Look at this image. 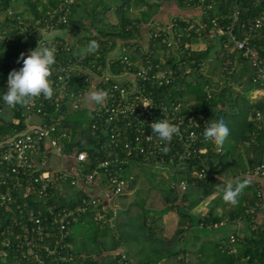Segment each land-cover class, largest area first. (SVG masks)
<instances>
[{
    "label": "trees",
    "instance_id": "trees-1",
    "mask_svg": "<svg viewBox=\"0 0 264 264\" xmlns=\"http://www.w3.org/2000/svg\"><path fill=\"white\" fill-rule=\"evenodd\" d=\"M61 1L0 0V93L2 92V82L5 81L10 72L7 67L12 50L18 58L25 49L36 47L37 40L42 37L40 27L44 24H38V30H40H37L38 32L35 26L31 25L27 29L24 28L22 33L25 24L16 26V21L22 19L23 22L31 23L36 19H41L47 10L58 7ZM163 1L165 0H98L97 4H93V2L86 4L85 0H70V14L67 22L61 24L59 29L67 30L69 38L72 40L69 39L68 53L60 52L59 57L62 62L59 61L64 63L70 57L73 59L80 58L79 67L85 72L92 69L99 73L105 69L113 73L120 72L122 69L120 61L115 60L118 49L123 45L133 46L137 39H143V35H141L142 25H146L145 33L151 29L152 26L150 27V25L157 22L153 20V17L158 13ZM175 1L180 8H185V10L196 9V6H193L196 0H191L190 3H186V0ZM235 1L241 2L240 24H246L247 19L264 15V0H212V2L207 0L211 7L205 12H200L199 9L195 20L191 15H183L193 22V26L186 22H180L181 40L176 44L175 50L169 51L171 57L166 58L165 64L162 65L171 71L173 80L159 86L154 85L151 91L153 107L159 103L156 97L159 95L165 104H179L180 113L202 114L206 123L222 120L230 130L220 153L217 152V148L212 143L199 140L195 144V152L191 153L189 157L182 158L180 154L184 150L176 138L172 141L178 154H174L172 160H167L169 152L166 154L162 151L159 152L160 156L164 157L161 163L172 162L179 165L177 167L179 169L176 171L179 180L171 184L169 191L160 197L162 210L175 209L179 215V225L191 224L203 231L210 230L205 227L198 228L197 225L200 222L209 223L226 220V222L231 223L240 218L249 221L253 226L255 225L254 229L250 230V238H245L244 243H236L235 253L230 252L228 248L221 252L219 240L213 246L214 252L211 254V258H202L201 252L198 256L199 259L194 264H264V224L257 225L253 222L256 212L264 203L258 186L250 180L249 186L244 189L236 206L225 203L219 192L225 181L238 180L241 178L240 174L246 170L244 164L241 163L240 148H244L246 152L250 151L253 154L247 156L249 168L258 163H264V121L262 120L263 122L260 123L259 120V122L255 120L256 122H252L248 118L250 114L255 116L257 111L264 114V85L252 81V77L257 72L256 67L251 64L248 58H244L239 51L232 48V43L226 35L215 38L205 37L207 31L214 26L213 20L216 19V24L223 26L229 22ZM133 7H138L139 13L135 14ZM111 10L117 17L115 23L107 22L108 13ZM180 16L181 14L176 15L177 18ZM203 23L205 24L204 28L197 31L198 25ZM56 38L63 40L62 36H56ZM92 40L99 43V51L95 55H81L82 50ZM199 41L205 42L206 47L200 51L191 49V44ZM249 44L258 49L262 60L261 65L264 67V29H260L259 33L249 40ZM147 45L153 46L151 42H148ZM140 46L142 45L140 44ZM162 47L164 46L161 42L155 43V48ZM128 54L131 60L136 59L132 54ZM151 60L154 64L159 62L156 55H152ZM142 63L141 67L147 66L144 58ZM202 66H209L205 74L202 72ZM59 75V72L52 69L51 76L53 79L50 80L56 81ZM67 75L68 78L64 80H68L70 87L75 88L74 91L89 85L88 81H84L83 72L78 69L71 70ZM149 85L146 84V90H151ZM247 91L254 93L258 100L255 104L246 98L244 93ZM3 106L7 105H4L0 96V107L4 108ZM21 108L22 106H19V110L12 107L8 108L9 119H4L0 114V139L1 137L6 138L14 131H20L25 127L26 118ZM48 110L54 111L52 106ZM61 110L67 111V106H62ZM58 113L55 112V115ZM84 116L85 109L79 113L67 112L65 123L71 128L72 143L69 148L87 149L90 163H86V165L91 168L108 155L103 148L99 147L95 139L89 136V128L83 124ZM33 118L36 117L33 116ZM205 125L201 126L202 128L195 127L194 129L204 131ZM252 131L259 144H255V141L252 140L250 135ZM248 141L250 145H247ZM69 148L68 150H71ZM144 158L142 155L137 158H132L129 155L126 158L127 163L123 166L122 178L128 181L131 176L132 179H129L125 188L131 189L135 180L132 173L129 172L133 161H155L153 158ZM202 167L206 168L209 175L204 180L198 177ZM87 171L88 168L85 166L84 172ZM218 177H220V181ZM181 182H186L184 190L180 189ZM211 195L215 196L209 202L210 205L205 207L206 209L198 213L192 212L193 208ZM29 203L32 206H39L32 201ZM128 206L126 208L120 206L113 227L98 220V214L95 212H88L81 216L77 222L94 221L97 223V228L87 238L73 237L70 230H67L65 245L61 248V255L65 256V260L61 264H129L132 258L124 249L115 253L112 249L125 243L128 216L141 214L143 225H146V218L143 217L139 207L132 210L131 206ZM250 208L254 210L251 213L248 212ZM3 211H5L4 208L0 209V218ZM122 213H127L126 219L123 218ZM177 232L178 230H176ZM179 232L178 235H181L184 229ZM4 235H8V233L5 232ZM184 238L185 236L182 239ZM1 239H3V235H0ZM172 239L168 243H162V245L166 244L163 246L167 250L158 257L159 261H157L166 259L169 264H184V259L178 260L177 256L181 253L185 254L187 248L184 244L175 247L173 243L181 241L176 234ZM3 250L8 251L6 257L1 254ZM13 252L16 251L13 249L10 252L9 248L3 247L0 243V264H30L25 259L12 257ZM157 261L147 260L146 264L151 262L157 264Z\"/></svg>",
    "mask_w": 264,
    "mask_h": 264
},
{
    "label": "built area",
    "instance_id": "built-area-1",
    "mask_svg": "<svg viewBox=\"0 0 264 264\" xmlns=\"http://www.w3.org/2000/svg\"><path fill=\"white\" fill-rule=\"evenodd\" d=\"M210 2L196 0L193 6H196L197 10L200 9V12H205L211 7ZM240 3L235 1L231 18L225 26L218 25L216 19L213 20L214 26L207 31L205 37L226 35L232 43V48L239 51L244 58H248L256 67L257 72L252 81L264 85V67L261 65L259 51L249 44V40L256 36L260 29H264V15L247 19L246 24H240ZM69 14L70 0H62L58 7L47 10L41 19L31 23L18 19L15 23L16 26L25 24L22 33L28 26H35L37 31L38 24H44L40 27L41 31L38 30L42 37L37 42L47 39V46L55 49L56 62L52 69L60 74L56 81L50 80L53 76L49 77L54 89L53 98L46 100L41 96L30 102L28 107L22 106L26 118L25 127L0 139V209H5L0 218V235H3L0 243L9 248L10 252L13 249L16 251L12 257L25 259L30 264H61L65 260V256L61 255V248L65 245L66 232L70 230V225L85 213L95 212L98 214L97 219L103 224H112L120 209L116 199L124 194L129 179H132L131 176L128 181L122 178L126 158L129 155L132 158L142 155L144 159L153 158L155 162L164 159L159 154L164 145L151 133L152 122L166 119L180 127V134L175 135L173 139L176 138L184 150L180 154L182 158L195 152L197 141H203V131H196L194 128H202L206 123L202 114L180 113L179 104H165L159 95H156L159 103L155 107L152 104L153 86L173 80L171 71L162 65L165 64L166 58L171 57V54L166 55V52L175 50L176 44L181 40L180 22L193 26L187 16L177 18L173 15L167 22H155L150 25L152 27L147 30L143 39H137L133 46L123 45L118 49L115 60L120 61V72L113 73L105 69L99 73L93 69L88 72L81 70L78 64L80 58L73 59L69 56L71 59L61 63L59 54L62 51L68 53L69 42L63 37V40H59L53 35L61 24L67 22ZM204 25L199 24L196 30L201 31ZM145 38L147 41H143ZM148 42L153 46L149 47ZM156 42H161L164 46L161 48L163 55L155 48ZM29 48L23 51L25 55L35 47ZM128 53L136 59L131 60ZM152 55L157 56L158 63H152ZM143 58L147 65L145 67H141ZM137 61L140 64H137ZM20 62L18 64L12 50L7 69L19 70L23 65L22 60ZM73 69L83 72L84 81L89 82L87 87L74 91L75 88L70 87L68 80H64ZM146 84H150L151 90H146ZM1 87L2 98L7 89V78ZM142 103H151L152 106L146 108ZM19 106L14 109L19 110ZM51 106L54 111L48 110ZM62 106H67V111H60ZM82 109H85L83 124L88 126L89 136L95 139L108 155L91 168L86 165L90 163L87 149L69 148L72 143L71 128L65 123L67 112L79 113ZM55 112L58 114L55 115ZM255 114L257 116L260 113L257 111ZM33 116L36 117L35 120ZM168 147L170 150L167 160H172L178 151L174 148L173 141ZM220 151L217 149L218 153ZM50 154L61 157L60 163H51ZM85 166L88 168L87 172H84ZM248 173L254 178L264 177V163L249 168ZM203 174L207 179L209 175L204 167L200 169L198 177L202 178ZM185 187L186 182H181L180 189L184 190ZM30 201L39 206H32ZM253 211V208L248 210L250 213ZM226 223V220L200 222L197 226L215 230ZM254 226L250 223V230H253ZM5 232L8 235H4ZM236 239L234 235L222 238L221 249L228 248L233 252L232 243ZM1 254L6 257L8 251L3 250ZM161 263L168 264L166 261L157 264Z\"/></svg>",
    "mask_w": 264,
    "mask_h": 264
},
{
    "label": "rangeland",
    "instance_id": "rangeland-1",
    "mask_svg": "<svg viewBox=\"0 0 264 264\" xmlns=\"http://www.w3.org/2000/svg\"><path fill=\"white\" fill-rule=\"evenodd\" d=\"M92 2L93 4H97V0L96 1L85 0L86 4H91ZM180 10H182L181 16L186 14L183 12L185 11V8H180ZM107 19H108L107 20L108 23L111 22L115 23L117 21V17L112 10L108 13ZM193 20H195L194 17ZM53 36H62L68 42H70L69 39L72 40V38H69V34L67 30L59 29L56 32H54ZM74 39L75 38H73V41H75ZM143 41H147V39L145 38ZM64 46H66V44H64ZM203 46L204 45H199L198 47H203ZM157 50L159 51V54L161 55L164 54L161 48H157ZM168 53L169 52L167 51L166 55ZM137 64H140V62L137 61ZM208 67L209 66H202V72L204 74L208 71L207 69ZM244 94L246 98L253 104H255L258 101L255 98L254 93L252 91H249ZM3 107L4 108H1L0 111L1 116L4 119H9L10 112L8 108L10 109V107L9 106H3ZM248 118L252 122H256L255 120L257 121L259 120L261 123L262 120L264 121V114H259L257 116L256 114L255 116L250 114ZM33 119L35 120L36 118ZM259 125L261 126V124ZM250 135L252 140L255 141V144H259V141L255 140L256 138L255 135H253V131L252 133H250ZM247 145H250L249 141L247 142ZM239 155L241 158V163H243L244 166L246 167L248 165L247 156H252L253 154L250 151L246 152L244 148H240ZM49 159L51 163L54 164L60 163L61 161V157H59L58 155L52 156V154H50ZM133 162L134 163L133 165H131L129 170V172L132 173V175L135 178L132 188L131 189L125 188L124 194L121 195L119 199L118 198L116 199V204L117 206H121V208L122 206L126 208L129 204L128 207L131 206L130 208L132 210L139 207L140 212L143 214V217L146 218V225H143V223L141 222V214L127 217V213H122L124 219H126L127 217V225H128V227H126L125 229L126 232V236L124 238L125 243H122L121 246L117 248H113L112 251L115 253V252H120L121 250L124 249L128 253V255H130V258H132L129 264H135L137 262L138 264H146L147 260L159 261L158 257L162 256L163 252L165 253V251L167 250L163 246L166 244L162 245V243L163 242L168 243V241L173 240L172 238L174 237V234H176L177 237L181 239V241L173 243L175 247L177 248L179 247V245L184 244L185 248H187L186 253L179 254L177 259L179 260V258L181 259L183 258L184 264H194L196 260L199 259L197 255V253H199L197 249L199 248L197 247V245L199 244L197 243L199 241V237L201 236L200 239H204L203 235L208 237L209 231L207 230L203 231L202 229H199L202 230V232L197 237H194V241L196 245L193 244L194 241L192 237L184 238L185 241H183L182 238L185 235H188L186 233H190V232L187 231L185 235L183 234L184 232L181 233V235L178 234H180L179 231H181V229L187 228V224L184 225L178 224L179 215L176 213L175 209H170L169 211H163L162 210L163 208L160 206L162 205L160 197L163 195V193L165 194L166 192L169 191V186L171 184L176 183L179 180L178 179L179 176L178 174H176V171L179 169L177 168L179 166L178 163L176 164H173L172 162L161 163V162H155L153 160H144V161L135 160ZM244 175L250 177L249 173H244ZM214 196L215 195H211L206 199H204L203 201H201V203H199L198 206L193 208L192 212L194 213L195 210L199 208L200 211L206 209L205 207L210 205L209 202ZM109 226L110 227L115 226V220H112V224ZM96 228H97V223L94 221H79L72 224L70 228V232L73 237L87 238L95 232ZM176 230H178L177 233ZM222 233L223 234H220L221 235L220 237L226 236V231L224 232L222 231ZM237 233L239 234L238 231ZM210 237L211 236H209V238ZM237 240L238 239H236L232 243L233 247ZM211 242H213V240L209 241V244H207L208 246L203 247L204 252L207 251L208 253H206L204 256H201L202 258L208 257L211 254H213L214 251L212 249V245H210ZM165 261L166 259L161 260V262H165ZM153 263L154 262H151L150 264Z\"/></svg>",
    "mask_w": 264,
    "mask_h": 264
},
{
    "label": "clouds",
    "instance_id": "clouds-1",
    "mask_svg": "<svg viewBox=\"0 0 264 264\" xmlns=\"http://www.w3.org/2000/svg\"><path fill=\"white\" fill-rule=\"evenodd\" d=\"M99 43L92 40L80 53L83 56L89 54L95 55L99 51ZM22 60L23 65L19 70L13 69L8 73L7 89L2 97L4 103L9 107L17 105L28 107L30 102L39 97L51 100L54 95V89L49 77L52 75V67L55 64V49L47 46L45 41L37 42L34 49L29 50V54L20 53L17 58L19 63ZM96 97H94L95 99ZM144 107H151V103H142ZM152 134H155L158 141L164 147L163 153L170 149L168 144L175 135L180 134V127L168 120H156L150 124ZM230 134L228 126L222 121L206 123L202 133L203 141L212 143L218 150L222 149L226 139ZM204 180V174L202 176ZM220 181V177H218ZM250 179L241 177L238 180L225 181L224 186L219 189L222 200L232 206L239 203V197L244 189L249 186Z\"/></svg>",
    "mask_w": 264,
    "mask_h": 264
},
{
    "label": "crops",
    "instance_id": "crops-1",
    "mask_svg": "<svg viewBox=\"0 0 264 264\" xmlns=\"http://www.w3.org/2000/svg\"><path fill=\"white\" fill-rule=\"evenodd\" d=\"M133 8H134L135 14L139 13L138 7H133ZM183 12L186 13V15H191L194 18H197V15L199 13V11L197 9H194V10L187 9ZM177 14H182V10H180V7L176 3V1L175 0H165L162 2L161 6L158 10V13L153 17V20L163 23V22H167L171 16L177 15ZM141 29H142L141 35H143L142 38H144L145 37V31H146V25H142ZM199 45H204V46L198 47ZM205 47H206V44H205V42H202V41L195 42V43L191 44V49L197 50V51H200V50L204 49ZM247 92H249V91H247ZM247 92H245V93H247ZM248 166H249V163L246 166L247 167L246 170L244 172H242L240 175H241V177H245V178H248V179L254 181L256 183V185L258 186L260 192H261L262 198L264 199V177L254 178L252 176H250V177L245 176L244 173H248V171H249ZM198 212H200V208L196 209L194 213H198ZM253 222H255L257 225H263L264 224V205H261L259 207L258 211L256 212V215H255ZM184 230H185L183 233L184 235L187 231L190 232V233H186L188 235H185V238H189V237L191 238L192 237L193 241H194V237H197L202 232V230H198L196 227H194L191 224L190 225L187 224V228ZM222 231L223 232L226 231V236L220 237L221 236L220 234H223ZM237 231L239 232V234L237 233ZM208 234H209L208 237L203 235L204 239H200L201 236L199 237V241L197 242L200 244V245L199 244L197 245V247H199V248H197L198 252H199V253H197L198 256H200L201 252H202L201 256H204L206 253H208L207 251L204 252L203 247L208 246L207 244H209V241H211V240H213V242L210 243V245H212V249H213L214 244L216 242H218L219 239L221 240L222 238H227L230 235H234L235 237H237L238 240L236 241V243L237 242L244 243L245 242L244 239L250 238V236H251L250 222L247 220H244V219H240V218L238 219L237 218L235 221H233L231 223L227 222L224 226H222L220 228H217L215 230H210L208 232ZM209 236H211L212 238L211 237L209 238ZM239 240H241V241H239ZM183 241H185V239H183ZM236 243L234 244V247H233L234 251H236L235 250ZM193 244H195V241L193 242ZM213 251H214V249H213ZM221 252H224V251L221 249ZM208 258H211V255L208 256Z\"/></svg>",
    "mask_w": 264,
    "mask_h": 264
}]
</instances>
